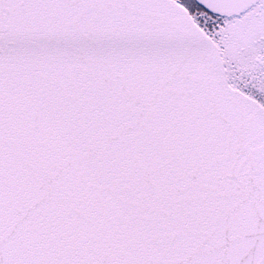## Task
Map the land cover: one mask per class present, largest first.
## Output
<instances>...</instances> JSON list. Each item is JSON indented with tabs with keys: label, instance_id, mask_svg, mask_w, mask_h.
Returning a JSON list of instances; mask_svg holds the SVG:
<instances>
[{
	"label": "snow or ice",
	"instance_id": "1",
	"mask_svg": "<svg viewBox=\"0 0 264 264\" xmlns=\"http://www.w3.org/2000/svg\"><path fill=\"white\" fill-rule=\"evenodd\" d=\"M0 264H264V0H0Z\"/></svg>",
	"mask_w": 264,
	"mask_h": 264
}]
</instances>
